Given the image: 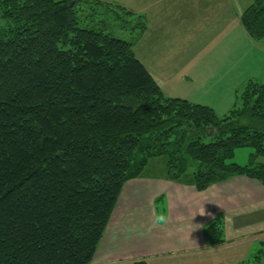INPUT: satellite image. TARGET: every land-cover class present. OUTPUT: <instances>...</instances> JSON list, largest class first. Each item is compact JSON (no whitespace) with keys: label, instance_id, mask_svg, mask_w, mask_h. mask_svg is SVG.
Returning a JSON list of instances; mask_svg holds the SVG:
<instances>
[{"label":"trees","instance_id":"trees-1","mask_svg":"<svg viewBox=\"0 0 264 264\" xmlns=\"http://www.w3.org/2000/svg\"><path fill=\"white\" fill-rule=\"evenodd\" d=\"M88 1L0 0V264H90L132 178L198 191L234 176L264 185V83H246L241 107L222 118L168 97L133 51L141 14L125 40L79 25ZM240 22L264 37V0ZM240 147L253 149L245 164L231 160ZM203 234L223 242L221 214Z\"/></svg>","mask_w":264,"mask_h":264},{"label":"crops","instance_id":"crops-1","mask_svg":"<svg viewBox=\"0 0 264 264\" xmlns=\"http://www.w3.org/2000/svg\"><path fill=\"white\" fill-rule=\"evenodd\" d=\"M128 1L136 8L121 5L141 14L146 26L133 44L135 47L141 40V58L133 48L134 53L166 96L210 107L212 101L230 103L219 94L231 90L218 91L226 69L223 58H220L221 65L209 66L205 55L196 53L199 46L195 51L188 44L195 35L205 38L210 34L209 44L215 40L214 31H234L255 48L256 55L251 58V63L256 60L257 75L264 77V37L254 40L247 34L240 22L242 10H232L231 0ZM205 47L200 49L203 53L208 50ZM178 55L186 57L184 63L174 64ZM194 55L201 62V68L192 67L191 73H183ZM220 66L222 72L218 71ZM172 80L175 81L168 86ZM260 82L264 83V78ZM158 197L161 199L156 203ZM159 203L161 213L156 211ZM263 203L264 185L247 176L212 183L203 191L196 190L191 184L161 177L132 178L122 187L90 264L153 261L172 254L212 250L203 229L218 214L222 216L223 234L225 232L227 238L215 245L214 250L242 239L264 246V242L257 241L264 233V215L260 217L258 213ZM234 213L238 215L237 220Z\"/></svg>","mask_w":264,"mask_h":264},{"label":"rangeland","instance_id":"rangeland-1","mask_svg":"<svg viewBox=\"0 0 264 264\" xmlns=\"http://www.w3.org/2000/svg\"><path fill=\"white\" fill-rule=\"evenodd\" d=\"M107 0H89L83 3V11L79 13V25L82 27L93 26L95 28H100L103 31L110 33L111 35L125 39L131 40L137 35L138 30L136 28L130 29V23L136 24L139 18V13L132 12L131 15L126 14L122 10L114 8L112 6L106 5ZM115 3H123L126 5H131L136 8L135 4H129L128 0H109ZM138 0H136L137 2ZM252 0H231L232 10H244L247 5L250 4ZM82 4L79 5V8ZM127 9V8H126ZM130 10V9H129ZM241 11V12H242ZM215 32V31H214ZM212 32L215 34V40L208 44L210 39V34L204 37H198L195 35V39L188 42L190 49L196 51V46H199L198 52L199 56L205 55V60L207 65H221L223 62L226 64V69L223 74V79L220 84H218V91H229L227 94H219L222 97L229 100L230 103H216L212 101L211 105L219 118H222L228 114L231 110L241 107V95L246 86V83L251 81L260 82L264 77H259L257 73L259 72L257 66L254 67L255 61L251 63V58L256 55V49L246 43L238 33L230 31L229 33L222 32ZM141 37V34L139 35ZM197 40V42H195ZM138 42V41H137ZM134 48L136 54L141 58V40L137 43ZM208 49L206 52H202L200 49L203 47ZM133 50V51H134ZM183 58V59H180ZM186 60L185 56L178 55L176 63H184ZM200 69L201 62L195 59V55L192 57L188 66L184 68L183 73H191V69ZM216 71V70H215ZM222 72V68L218 69ZM261 74V73H260ZM175 80L168 83L170 86ZM261 83V82H260ZM166 86V85H164ZM197 87V86H196ZM242 123L254 124L257 126L255 121L249 119H242ZM206 142L210 138L204 139ZM253 151L250 147H240L236 148L232 161L245 164L248 162L249 155ZM264 161V158L260 159ZM154 171V169L152 170ZM159 202V201H158ZM157 203V202H156ZM161 203L156 205L159 207ZM261 205V204H260ZM162 210L160 206L156 211ZM160 212V211H159ZM161 213V212H160ZM260 217L264 215V203L261 205L258 211ZM237 220V213L233 214ZM264 222V221H263ZM237 224V222H236ZM222 240L226 241L227 235L224 232L221 237ZM258 242H264V233L257 237ZM235 245V246H234ZM212 246V245H210ZM260 253H257L260 251ZM250 251V252H248ZM259 255L264 259V246L259 245L257 242L252 243L249 239H242L236 241L235 243L221 245L218 249L214 250H197L191 253H186L184 255L172 254L166 257L155 258L153 261H148L149 264H254L253 257Z\"/></svg>","mask_w":264,"mask_h":264}]
</instances>
